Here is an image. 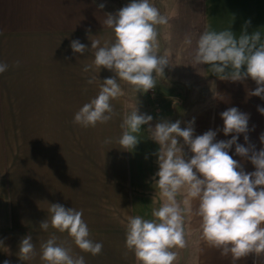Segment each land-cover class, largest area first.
Listing matches in <instances>:
<instances>
[{"label": "crops", "instance_id": "obj_1", "mask_svg": "<svg viewBox=\"0 0 264 264\" xmlns=\"http://www.w3.org/2000/svg\"><path fill=\"white\" fill-rule=\"evenodd\" d=\"M179 1L194 5L196 27L201 25L202 32L230 29L239 36L250 22L247 32L260 30L264 39V0ZM130 2L0 0V62L9 65L0 74V264H46L40 259V245L52 236L73 255H82L85 264H138L125 247V225L129 216L154 219L152 210L160 207L159 190L153 185L159 170L155 155L159 145L148 137L149 125H144L134 150L120 148L121 124L130 110L127 101L136 100L123 81L118 82L124 95L111 101L116 115L110 121L87 128L73 123L75 113L98 95L100 83L115 76L104 68L83 71L94 60L91 41L99 40V46L113 43L112 29L103 24L105 15L115 14L123 7L119 5ZM100 4L105 5L103 9ZM165 13L168 18L174 16L169 5ZM187 23L183 25L188 27ZM178 30L174 25L166 34L175 38ZM181 37L183 31L179 38L185 45L187 37ZM73 40L88 48L84 55L72 52ZM200 75L190 103L175 109L167 106L164 120H180L183 128L194 119V136L219 129L216 140L226 141L232 136L223 134L220 114L236 107L250 117L249 143L257 151L264 147L259 139L264 116L257 111L258 106L264 107V99L249 95L255 82L251 78L221 80L209 65H202ZM92 76L98 79L88 84ZM156 123L154 118L151 126ZM237 143L245 144L243 135ZM184 152L190 158L187 147ZM229 155L242 162L244 171H255L250 161L235 154V145ZM54 203L82 211L90 238L103 244L99 255L82 252L67 232L51 226L47 231L40 229L41 222L50 219L49 204ZM185 231L187 246L172 249L178 253L174 264H233L230 256H222L202 238L195 211L185 216ZM28 235L36 255L21 261L19 244ZM254 259L249 255L237 264H254ZM257 264H264V257Z\"/></svg>", "mask_w": 264, "mask_h": 264}, {"label": "clouds", "instance_id": "obj_2", "mask_svg": "<svg viewBox=\"0 0 264 264\" xmlns=\"http://www.w3.org/2000/svg\"><path fill=\"white\" fill-rule=\"evenodd\" d=\"M104 6L100 4L99 8ZM105 16L103 24L112 29L115 41L99 46V40H92L94 60L85 64L83 71L104 68L115 76L104 79L98 95L75 113L73 123L84 128L107 123L116 115L111 101L124 95L118 81L126 82L136 93H147L156 88V75L164 77L165 68L171 66L167 51L157 54V26H167L169 18L150 0H131L115 14ZM248 23L239 36L230 29L203 31L196 41L193 62L209 65L213 75L221 80L238 82L251 78L256 88L249 95L264 99V39L260 30L249 34ZM186 43L192 44L191 37L186 38ZM70 47L74 54L84 55L88 50L79 40L71 41ZM8 67L0 62V74ZM97 79L92 76L87 83ZM257 111L264 116V107L258 106ZM220 115L223 134L232 136L226 141L216 140L219 129L194 136V119L183 128L180 120H162L152 127L153 117L140 114L138 104L125 115L118 140L122 150L135 149L144 125H149L148 137L159 145L155 153L159 170L153 185L159 190L160 207L152 210L154 219L129 216L125 225V247L138 264H174L178 253L172 249L187 246L185 216L193 211L199 217L202 238L222 256H230L233 264L249 255L257 264L264 257V147L257 151L249 143L248 114L231 107ZM240 135L244 136V145L237 143ZM259 139L264 145V133ZM233 145L235 154L250 161L255 171H244L242 162L229 155ZM178 196L182 199L178 200ZM49 205L50 219L42 221L40 229L47 231L51 226L67 232L82 252L93 256L102 252L103 244L90 238L82 211L58 203ZM40 248V259L46 264H85L82 255H73L70 248L57 243L55 236ZM35 255L32 236L28 235L19 244V259L28 261Z\"/></svg>", "mask_w": 264, "mask_h": 264}, {"label": "rangeland", "instance_id": "obj_3", "mask_svg": "<svg viewBox=\"0 0 264 264\" xmlns=\"http://www.w3.org/2000/svg\"><path fill=\"white\" fill-rule=\"evenodd\" d=\"M166 0H157L154 4L159 9L161 14H166L167 6L169 5V12H172L174 16H170L169 27L157 26V40L158 49L157 54L163 55L165 51L168 52L171 58V66L165 68L164 77L162 75H156V88L149 90L147 93H136L132 90V94L136 97L134 103L133 100L128 99L127 104L129 105V113L138 104L140 114L151 115L157 122L164 120V112L167 106H172L174 109L185 105L186 102L190 103L193 95L197 91V87L200 85L201 80V68L202 65H196L193 62V55L196 47V41L199 31L202 33L201 25L198 26L195 18V8L190 2H186L183 5L179 0H174L171 3ZM119 5V6H126ZM113 7H117L114 5ZM190 8V9H188ZM183 13V15H180ZM192 19V21L190 20ZM189 19V21H188ZM186 22L188 27H186ZM196 22V23H195ZM179 28L178 35L170 37L166 34L173 26ZM191 25V26H190ZM185 27V29H184ZM196 27V28H195ZM181 28V29H180ZM194 30H193V29ZM181 31L184 32V37H191L192 44L181 45L180 35ZM175 32V31H174ZM188 33V36L185 34ZM200 35V34H199ZM186 36V37H185ZM155 76V73H153ZM130 89L132 88L129 85Z\"/></svg>", "mask_w": 264, "mask_h": 264}]
</instances>
